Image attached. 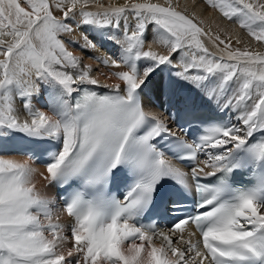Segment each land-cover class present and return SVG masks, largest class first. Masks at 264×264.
Listing matches in <instances>:
<instances>
[{"label":"snow or ice","instance_id":"obj_1","mask_svg":"<svg viewBox=\"0 0 264 264\" xmlns=\"http://www.w3.org/2000/svg\"><path fill=\"white\" fill-rule=\"evenodd\" d=\"M205 2L264 45V0ZM83 26L117 46L89 57L116 71L94 76L60 38ZM99 75L111 91L88 87ZM157 78L167 120L143 102ZM0 264H264V53L172 0H0Z\"/></svg>","mask_w":264,"mask_h":264},{"label":"bare ground","instance_id":"obj_2","mask_svg":"<svg viewBox=\"0 0 264 264\" xmlns=\"http://www.w3.org/2000/svg\"><path fill=\"white\" fill-rule=\"evenodd\" d=\"M138 1L139 0H137V2ZM190 1L191 0H189V2ZM111 2L113 4H117V6H120V5H123L126 2H128V0H111ZM102 5L106 6L105 3H102ZM192 8H194L196 10L195 13L193 14L196 18H198V22L199 23H197V22L196 23L200 27H202L206 32H210L213 36L218 35L220 37V39L225 40L226 42H230L233 48H239L241 50H244V49L248 48L250 50H253V51H256V52H259V53H264V47L257 48L256 44H251V42L246 40L247 37L245 38V36H244L246 34V31L242 30L241 28L240 29L237 28L235 30H231L230 31L229 30V25L221 23L217 19H215L214 16H212V14H210L211 11H210L209 14H208L209 11H207V13H206L202 6L193 5ZM208 25H210V26H208ZM242 31L245 34H243ZM84 35H87V32L84 30L83 27H81V28L75 29L71 36L62 35L60 38L62 40H64V41H66V42L68 40H73V41H75L77 43L76 46L80 47V45L83 43L82 37ZM203 40H204L205 46H207L211 52L215 53L216 52V48H214L212 46V44H206L205 38H203ZM237 41H239V43ZM107 42H108L106 44L107 45L106 46L107 49L105 50L107 53L102 51L99 47H97L96 49H84L83 53H82V50H77L76 51L74 48H72V51H73L74 55L79 56L82 59L83 64H90L92 66L93 75L94 76L98 75V73L96 72V69H98V68H99L101 73H108V72H112V71H116L117 70V69H111V68H101L96 63L95 60L89 59L90 56L106 58V57L109 56V54L110 55L114 54L113 52L111 53V51L109 50V48L112 45L111 44L112 42H110V41H107ZM145 47L147 48L148 45H146ZM152 47L156 51H160V52L163 51V49L160 46H158V45H152ZM220 47L223 48V45H221ZM114 51H115V49H114ZM99 79H100V87H104V85H106V84L107 85H111V84L116 83V81L114 79H111V80L105 79V77L103 75H99ZM163 82L167 83V76H165V78L163 79ZM160 88H161V79L160 78L154 79L144 90L143 102H144V106H145L146 110H149V111L155 113L156 115L160 116L162 119L167 120L166 115L158 107V105H160V104H165V106H167L165 99L160 94ZM173 91H175V90H173ZM155 102H157V104ZM154 104H156L157 107ZM36 106L39 107V105H36ZM17 107L19 108V104H17ZM20 118L24 119L26 117L23 115V113H21ZM4 147L9 149V150L22 148L21 146H18L17 144H15L13 141L6 142ZM9 158L18 159V160L24 159L23 156L15 155V154L10 156ZM32 166L36 169V173H37L35 175V177H34V181L37 184V187L41 188L43 191H45L50 198L58 200V197H57V194H56V191H55V187L45 186L44 181H42L40 179L39 173L45 172L44 167L38 165L37 163H34ZM181 169L183 171H185V172H188L184 168H181ZM60 222L61 223H66L67 222V218L66 217H61V221ZM185 238H187V233H185ZM197 239L198 238L196 236L192 237L193 242H195ZM66 246H71V242L69 241Z\"/></svg>","mask_w":264,"mask_h":264},{"label":"rangeland","instance_id":"obj_3","mask_svg":"<svg viewBox=\"0 0 264 264\" xmlns=\"http://www.w3.org/2000/svg\"><path fill=\"white\" fill-rule=\"evenodd\" d=\"M107 1V2H106ZM110 2V3H109ZM135 2H137V0H135ZM138 2H143V0H139ZM151 2H153V3H160V4H165V0H151ZM99 3L100 4H102V3H105L106 4V6H104V7H109V6H117V4H113L112 2H111V0H99ZM127 3V2H126ZM172 3L174 4V5H177V10L178 11H181L182 13H184L185 15H187V16H189L190 18H193L194 19V22L196 23H199L198 22V18H196L193 14L195 13V9L194 8H192L193 7V5H195V6H202L203 8H204V10H205V12L207 13V11H209L208 12V14L210 13V11H211V13L210 14H212V16H214V18L215 19H217L219 22H221V23H224V24H227V25H229V30L231 31V30H235V29H237V28H239V26L238 25H236V24H233L232 22H230V21H228V20H226L220 13H219V11L218 10H216V9H213V8H211V7H209L208 6V4L205 2V0H191L190 2H189V0H172ZM188 3V4H187ZM189 7V8H188ZM86 10H88V11H93V12H96V11H98V10H100V9H98L97 7H95V6H92L91 8H89V9H86ZM57 15H59V13H57ZM196 18V19H195ZM196 20V21H195ZM201 23V22H200ZM208 26H210V25H208ZM83 28H84V30L87 32V35L89 36V38H95L96 40H97V44H98V47L102 50V51H104L105 53H107L105 50L107 49L106 48V44L108 43L107 42V40H105V41H103V42H101L100 41V39H99V37L98 36H96L92 31H90L89 29H88V27L87 26H83ZM240 29V28H239ZM243 30V29H242ZM245 31V30H244ZM242 33H243V31H242ZM243 34H245V33H243ZM148 36H149V38H151L150 36H152V32L151 31H149V33H148ZM245 36V38H246V40H248L249 42H251V44H256L257 45V48H261V47H264V45H261V44H259L258 42H256V41H253L248 35H247V33L244 35ZM250 39V40H249ZM205 42H206V44H211L209 41H208V39L207 38H205ZM101 43H103V47H100L99 45L101 44ZM112 45H111V47L109 48V50L111 51V53L113 52L114 54L117 52V46L116 45H114L113 43H111ZM76 45H77V43H76ZM115 46V47H114ZM72 48H74L76 51L77 50H82L79 46H75V47H72V46H70L69 47V50H71L72 51ZM113 49V50H112ZM114 49H115V51H114ZM83 51H84V49L82 50V53H83ZM81 53V54H82ZM110 55V54H109ZM166 76V75H165ZM165 76H164V78H165ZM163 78V79H164ZM156 104H157V102H155ZM156 104H154L155 106H156ZM157 107V106H156Z\"/></svg>","mask_w":264,"mask_h":264}]
</instances>
